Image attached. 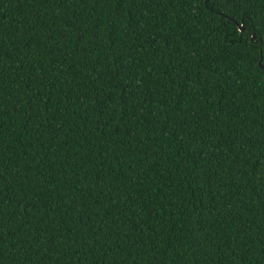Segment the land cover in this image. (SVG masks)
Wrapping results in <instances>:
<instances>
[{
    "label": "trees",
    "instance_id": "1",
    "mask_svg": "<svg viewBox=\"0 0 264 264\" xmlns=\"http://www.w3.org/2000/svg\"><path fill=\"white\" fill-rule=\"evenodd\" d=\"M0 264H264V0H0Z\"/></svg>",
    "mask_w": 264,
    "mask_h": 264
},
{
    "label": "water",
    "instance_id": "2",
    "mask_svg": "<svg viewBox=\"0 0 264 264\" xmlns=\"http://www.w3.org/2000/svg\"><path fill=\"white\" fill-rule=\"evenodd\" d=\"M242 29H243L242 24H239V25H238V31H241Z\"/></svg>",
    "mask_w": 264,
    "mask_h": 264
}]
</instances>
